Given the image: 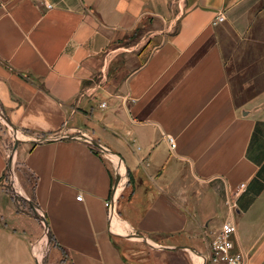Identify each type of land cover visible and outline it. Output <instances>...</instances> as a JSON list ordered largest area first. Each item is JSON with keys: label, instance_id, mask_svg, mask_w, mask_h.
Masks as SVG:
<instances>
[{"label": "crops", "instance_id": "1", "mask_svg": "<svg viewBox=\"0 0 264 264\" xmlns=\"http://www.w3.org/2000/svg\"><path fill=\"white\" fill-rule=\"evenodd\" d=\"M0 117V264H264V0H0Z\"/></svg>", "mask_w": 264, "mask_h": 264}, {"label": "built area", "instance_id": "2", "mask_svg": "<svg viewBox=\"0 0 264 264\" xmlns=\"http://www.w3.org/2000/svg\"><path fill=\"white\" fill-rule=\"evenodd\" d=\"M169 142L171 147H174V142L171 138L169 139ZM242 186L243 184H241V187ZM77 198L79 199L80 196ZM104 204L106 207L109 206L108 201H106ZM235 232V224L231 221H225L221 224L219 231L211 238L209 243L208 260L211 264H245L243 254L234 250L232 237ZM48 247L49 240L47 238V230L45 229L42 236L32 245V249L37 255V260L40 259L39 256H43Z\"/></svg>", "mask_w": 264, "mask_h": 264}, {"label": "rangeland", "instance_id": "3", "mask_svg": "<svg viewBox=\"0 0 264 264\" xmlns=\"http://www.w3.org/2000/svg\"><path fill=\"white\" fill-rule=\"evenodd\" d=\"M16 134V133H15ZM11 130V127L5 122L4 119L0 117V143L4 144L6 147L7 157L9 159V166L4 176V181L7 187V191L15 198L17 201H22L24 203L21 196L23 195V191L20 187V177H29L27 172L22 168L21 163L15 157V150L17 145L22 141V137L15 135ZM18 137L20 140L18 141L16 147L15 138ZM19 175V179L16 175ZM29 179V178H28ZM26 207L31 210V207L26 204ZM49 240V239H48ZM50 244V240H49Z\"/></svg>", "mask_w": 264, "mask_h": 264}, {"label": "water", "instance_id": "4", "mask_svg": "<svg viewBox=\"0 0 264 264\" xmlns=\"http://www.w3.org/2000/svg\"><path fill=\"white\" fill-rule=\"evenodd\" d=\"M14 138H15V145H14V148H15L16 145H17V143H18V141H19L20 139H19L18 137H14ZM31 210H32V212L36 215V217H37L39 220L43 221V219L40 217V215H39V211L37 210L36 207L31 206Z\"/></svg>", "mask_w": 264, "mask_h": 264}]
</instances>
